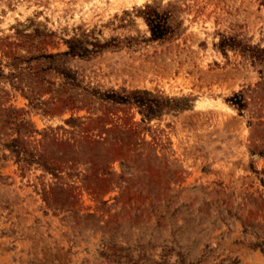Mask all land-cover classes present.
Returning <instances> with one entry per match:
<instances>
[{
  "label": "rangeland",
  "instance_id": "1",
  "mask_svg": "<svg viewBox=\"0 0 264 264\" xmlns=\"http://www.w3.org/2000/svg\"><path fill=\"white\" fill-rule=\"evenodd\" d=\"M0 264H264V0H0Z\"/></svg>",
  "mask_w": 264,
  "mask_h": 264
},
{
  "label": "trees",
  "instance_id": "2",
  "mask_svg": "<svg viewBox=\"0 0 264 264\" xmlns=\"http://www.w3.org/2000/svg\"><path fill=\"white\" fill-rule=\"evenodd\" d=\"M154 17L150 16V18H147L151 29V36L153 39H164L165 31L163 26H161V21L158 16ZM82 52H86V50H82V48L71 45L68 55H80ZM229 101L232 105L237 106L238 110H242L244 108V103L240 95H234Z\"/></svg>",
  "mask_w": 264,
  "mask_h": 264
}]
</instances>
